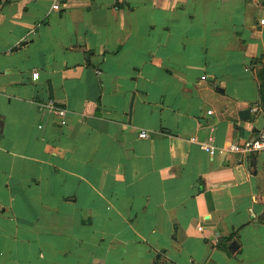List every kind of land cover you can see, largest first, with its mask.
<instances>
[{
    "label": "crops",
    "instance_id": "1",
    "mask_svg": "<svg viewBox=\"0 0 264 264\" xmlns=\"http://www.w3.org/2000/svg\"><path fill=\"white\" fill-rule=\"evenodd\" d=\"M262 21L264 0H0V264H264V152L227 150L264 133Z\"/></svg>",
    "mask_w": 264,
    "mask_h": 264
},
{
    "label": "built area",
    "instance_id": "2",
    "mask_svg": "<svg viewBox=\"0 0 264 264\" xmlns=\"http://www.w3.org/2000/svg\"><path fill=\"white\" fill-rule=\"evenodd\" d=\"M60 9H61V5L59 3H55L52 6L53 11H58ZM263 22L264 21H262V23ZM33 77L36 78L37 73H34ZM40 106L43 110L54 111L61 117H64L67 114V110L65 108L59 107L54 100H50L46 104H41ZM139 136L141 138L149 137L148 133L145 131L141 132ZM191 142L199 143L201 148L207 152H211L212 149H214L213 147L214 137L213 136H210L206 142H199L197 138H193ZM227 150L231 153H234V154L238 153L244 156H252L258 153H262L264 152V133L259 135L256 139L248 141L244 144L233 142L229 145ZM200 230H202V228H200Z\"/></svg>",
    "mask_w": 264,
    "mask_h": 264
},
{
    "label": "trees",
    "instance_id": "3",
    "mask_svg": "<svg viewBox=\"0 0 264 264\" xmlns=\"http://www.w3.org/2000/svg\"><path fill=\"white\" fill-rule=\"evenodd\" d=\"M260 82V99L264 105V75L260 77Z\"/></svg>",
    "mask_w": 264,
    "mask_h": 264
},
{
    "label": "water",
    "instance_id": "4",
    "mask_svg": "<svg viewBox=\"0 0 264 264\" xmlns=\"http://www.w3.org/2000/svg\"><path fill=\"white\" fill-rule=\"evenodd\" d=\"M240 117L242 120H250L251 110L247 109V110L240 112Z\"/></svg>",
    "mask_w": 264,
    "mask_h": 264
}]
</instances>
